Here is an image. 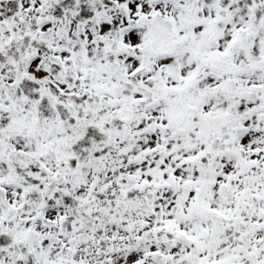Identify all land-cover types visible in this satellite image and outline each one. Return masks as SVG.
Returning a JSON list of instances; mask_svg holds the SVG:
<instances>
[{
  "label": "snow or ice",
  "instance_id": "1",
  "mask_svg": "<svg viewBox=\"0 0 264 264\" xmlns=\"http://www.w3.org/2000/svg\"><path fill=\"white\" fill-rule=\"evenodd\" d=\"M0 264H264V0H0Z\"/></svg>",
  "mask_w": 264,
  "mask_h": 264
}]
</instances>
